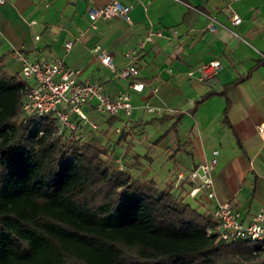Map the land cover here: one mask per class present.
Returning a JSON list of instances; mask_svg holds the SVG:
<instances>
[{"label":"crops","instance_id":"0c3cea01","mask_svg":"<svg viewBox=\"0 0 264 264\" xmlns=\"http://www.w3.org/2000/svg\"><path fill=\"white\" fill-rule=\"evenodd\" d=\"M108 1H0V66L19 71L14 49L30 59L59 56L79 69L80 80L100 81L110 93L128 90L129 115L84 103L97 127L83 123L76 132L109 148L112 127H120L114 162L118 157L132 175L152 178L158 188L172 181L178 197L189 185L175 184V171H188L217 148L215 198L199 191L200 209L210 214L216 201H225L250 221L264 204V0H120L129 6V21L114 16L91 26L86 7ZM232 10L241 17L235 25ZM208 15L218 23L215 30L207 27ZM156 30L161 34L137 46ZM66 40H72L68 50ZM129 48L138 50L132 79L143 84L140 90L117 74L129 62ZM100 50L111 54L115 70L100 62ZM214 59L218 65H209Z\"/></svg>","mask_w":264,"mask_h":264},{"label":"trees","instance_id":"16d2710c","mask_svg":"<svg viewBox=\"0 0 264 264\" xmlns=\"http://www.w3.org/2000/svg\"><path fill=\"white\" fill-rule=\"evenodd\" d=\"M28 85L0 66V264H243L264 250L208 233L215 220L188 190L118 168L51 113L23 114Z\"/></svg>","mask_w":264,"mask_h":264},{"label":"built area","instance_id":"2783aa9c","mask_svg":"<svg viewBox=\"0 0 264 264\" xmlns=\"http://www.w3.org/2000/svg\"><path fill=\"white\" fill-rule=\"evenodd\" d=\"M128 9L129 6L121 3L120 0H109L104 4H89L86 7V13L90 19V25L94 26L95 21L99 18L119 16L129 21ZM230 20L235 25L240 22L241 17L232 10ZM217 24V21L208 15L207 27L210 30H215ZM172 32L174 33L175 30ZM155 33L161 34V31H148L143 38L138 40L137 46L142 47L146 41H152ZM71 45L72 40L64 42V47L67 50ZM12 55L20 62L21 76L29 79L28 88L20 104L22 113L25 115L51 113L57 120V132L59 133L78 131L83 123H87L91 128L97 127L96 122L90 121L82 110L84 103H92L95 110L110 114L121 112L124 115H129L132 110L128 90L110 93L105 90L100 81L80 80L78 78L79 69L67 65L62 57L50 56L30 59L19 49H14ZM125 55L129 62L119 68L117 74L130 79L129 88L140 90L143 84L132 79L137 72L138 50L129 48L125 51ZM98 57L102 64L115 70L110 53L100 50ZM218 62V59H214L209 62V65L217 66ZM147 108L151 109L150 106ZM257 128L260 132L263 130L262 125H257ZM115 131H120V127H115ZM217 154L218 149L213 148L211 156L195 167L186 172L175 171V184L180 181L186 182L189 185L188 194L191 197H195L199 191H203L206 197L215 198L213 167ZM117 164L118 168L123 167L118 157ZM210 214L215 220V224L208 230V233H215L224 240L236 238L264 240V204L257 209L248 222L241 220L239 209L225 201H216Z\"/></svg>","mask_w":264,"mask_h":264},{"label":"rangeland","instance_id":"374dc122","mask_svg":"<svg viewBox=\"0 0 264 264\" xmlns=\"http://www.w3.org/2000/svg\"><path fill=\"white\" fill-rule=\"evenodd\" d=\"M118 136H119V133L118 132H115V126H113L112 127V132H111V135H110V143H111V145H110V149H109V152H110V150L112 151V152H115V153H118V152H120V150H121V147L120 146H118V145H116V143H118L117 142V138H118ZM155 164V163H154ZM155 166H156V164H155ZM184 201H186V202H189L191 205H193V206H197L198 208H199V210H201L200 209V206H201V200L198 198V197H196V198H192L189 194H185V196H184ZM200 202V203H199ZM264 256V250H262V251H260L257 255H256V257L253 259V261L252 262H247V263H243V264H260V259L262 258Z\"/></svg>","mask_w":264,"mask_h":264}]
</instances>
